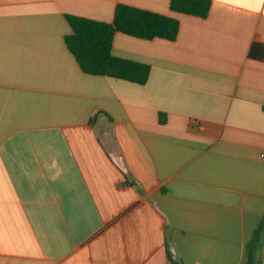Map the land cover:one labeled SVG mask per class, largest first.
Returning <instances> with one entry per match:
<instances>
[{"label":"crops","instance_id":"0c3cea01","mask_svg":"<svg viewBox=\"0 0 264 264\" xmlns=\"http://www.w3.org/2000/svg\"><path fill=\"white\" fill-rule=\"evenodd\" d=\"M209 1L200 18L170 0H0V264L246 263L264 0ZM120 4L179 24L173 41L114 35L112 55L149 65L143 85L82 73L64 43L65 16L109 23Z\"/></svg>","mask_w":264,"mask_h":264},{"label":"trees","instance_id":"16d2710c","mask_svg":"<svg viewBox=\"0 0 264 264\" xmlns=\"http://www.w3.org/2000/svg\"><path fill=\"white\" fill-rule=\"evenodd\" d=\"M169 7L178 13L204 18L209 12L210 1L170 0ZM65 19L71 33L64 36V43L82 73L123 80L137 85L146 83L150 67L147 64L112 55L114 35L122 33L142 40L173 41L179 29L178 21L171 17L121 4L114 9L112 21L109 23L75 16H65ZM248 57L264 62V45L252 44ZM95 117L96 115L91 118V124L95 123ZM163 122L164 120L160 117L159 123ZM262 237H264V215L246 245L245 264L259 262Z\"/></svg>","mask_w":264,"mask_h":264}]
</instances>
